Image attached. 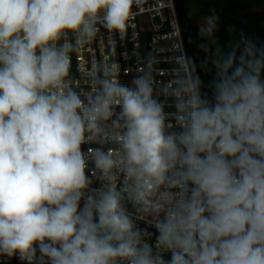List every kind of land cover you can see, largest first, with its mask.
Instances as JSON below:
<instances>
[{
    "label": "clouds",
    "instance_id": "1",
    "mask_svg": "<svg viewBox=\"0 0 264 264\" xmlns=\"http://www.w3.org/2000/svg\"><path fill=\"white\" fill-rule=\"evenodd\" d=\"M143 3L0 0V255L27 264H264V50L218 48L209 98L194 70L180 74L195 63L179 49L178 130H169L151 72L128 86L104 66L87 102L68 86L74 45L59 41L90 39L98 23L123 35ZM217 19L200 33L212 36ZM117 106L119 131L106 133ZM105 136L119 161L104 147L83 150ZM89 155L103 179L118 172L131 182L124 191L139 212H163L155 248L124 192L90 187Z\"/></svg>",
    "mask_w": 264,
    "mask_h": 264
},
{
    "label": "built area",
    "instance_id": "2",
    "mask_svg": "<svg viewBox=\"0 0 264 264\" xmlns=\"http://www.w3.org/2000/svg\"><path fill=\"white\" fill-rule=\"evenodd\" d=\"M148 1V0H144ZM167 9L168 18L171 26V31L167 32H151L150 33V51L151 52H170L174 50L183 49L186 56L187 51L180 27V22L175 6L174 0H156L148 3H143L139 7L136 5L132 8V15L129 20V27L126 33L121 35L118 33L119 46L123 64V70L125 74H142L144 72L142 55L140 50L137 26L135 14H137L138 26L140 30H163L167 26V17L165 9ZM96 41L100 59L101 69L104 66L111 68L115 65L113 74H120L122 72L116 33L115 31H109L102 23L96 25ZM76 58H77V75L78 76H93L97 74V57L94 37L86 39L80 42L77 34L73 33ZM67 40L70 43V33L68 36L63 37L59 43H64ZM179 46V48L177 47ZM180 54V51L169 53V54H152L146 58L145 68L151 74H177L179 68L176 63V57ZM70 57V50H69ZM191 70L188 68L180 70V74H186ZM136 76H115L121 83L128 86H133L132 81ZM177 76H152L153 80V95L154 96H173L172 92L176 87L175 80ZM68 86L74 91L81 95V98L88 97L96 89V84L92 78H66ZM165 105L164 111L167 114V118H177V109L175 106V98H159ZM87 102V100H85ZM119 107L114 108V116L119 113ZM113 120L104 121L102 127L106 133L115 134L119 129H114ZM166 123H171V130H178V120H166ZM104 140L108 139L106 136L102 137ZM99 137H93L87 141H98ZM95 147H85L83 150L87 153ZM115 159L119 161L120 149L119 146H108L105 147ZM115 171V170H114ZM86 174L92 181L90 187H94L96 179L98 177V170L95 168L93 158L88 156V163L86 168ZM121 174L116 173L112 180H105L99 176L95 188H103L105 185H110L119 191L124 192L125 195V206L128 212L132 215L135 223L145 230L144 240L149 245L155 235L153 229L143 226L139 223L155 228L158 215L162 218L163 212L158 215L156 213L145 214L137 210V206L134 205L128 199V192H125V187L128 186L130 190V181L122 175L119 186L117 188L118 181ZM175 191V190H173ZM83 206V201H81ZM156 229V228H155ZM156 247V237L152 245ZM169 256V255H167ZM166 256V257H167ZM14 260V256L0 255V262H11ZM16 262H27L23 261L16 255ZM10 264V263H0ZM27 264V263H26Z\"/></svg>",
    "mask_w": 264,
    "mask_h": 264
},
{
    "label": "water",
    "instance_id": "3",
    "mask_svg": "<svg viewBox=\"0 0 264 264\" xmlns=\"http://www.w3.org/2000/svg\"><path fill=\"white\" fill-rule=\"evenodd\" d=\"M156 0H148L144 1V3L152 2ZM179 22H180V27L187 51L188 57H191L192 60L194 61L195 64L197 63H206L211 67L212 70V75L213 79L215 78L216 74V69L213 66L212 63V57L214 56L212 52L209 50L207 46V36H203L200 33V27L191 19L189 16L185 3L186 0H174ZM135 6V4L133 5ZM166 17H167V26L163 30H140L138 26V20H137V14H135V19H136V26H137V32H138V38H139V44H140V50H141V55H142V62H143V68L144 72H148L145 68V61L146 58L149 55L152 54H169L173 52H177L179 50H174L170 52H151L150 51V33L151 32H167L171 31V26L168 18V13L166 7H164ZM116 33V39H117V45H118V51H119V57H120V63H121V69L122 72L120 74H114V76H138L142 74H125L123 70V64H122V58H121V52H120V46H119V39H118V33ZM94 42H95V49H96V57H97V74H100L101 70V65H100V59H99V53H98V47H97V41H96V35L94 36ZM70 44L74 45V48L70 49V68H69V76L67 78H92L93 76H78L77 75V58H76V50H75V44H74V38H73V33H70ZM201 45H206L208 51L206 52L201 48ZM191 70L192 67L190 66ZM202 69L196 70V72H200ZM152 76H177V74H152ZM213 81V80H212ZM210 83L203 85V91L208 95L209 98H211V88L208 87ZM158 98H174V96H156ZM83 100H87V97L82 98ZM116 118H111L109 120H115ZM166 120H177V118H167ZM108 147V146H119L118 143L115 140H104L102 137H99L98 141H86L83 145L82 148L84 149L85 147ZM122 174L120 176V179L117 184V188L119 186L120 180H121ZM99 179V175L96 179L95 185L93 188L96 187L97 181ZM175 190V189H173ZM143 226H146L150 229H153L155 232V235L152 239L151 246L153 245V242L156 237V232L157 230L155 228L149 227L147 225H144L142 223H139ZM170 255V254H166ZM0 263H10V264H26L27 262H16V255H14V260L11 262H0Z\"/></svg>",
    "mask_w": 264,
    "mask_h": 264
},
{
    "label": "trees",
    "instance_id": "4",
    "mask_svg": "<svg viewBox=\"0 0 264 264\" xmlns=\"http://www.w3.org/2000/svg\"><path fill=\"white\" fill-rule=\"evenodd\" d=\"M185 7L193 21L194 14L199 15L201 19L211 16L218 18L224 34L221 42L217 41L214 32L212 36H207V46L214 56L218 54V48L223 54H227L235 46H238V55L245 39L253 41L256 49L264 50V10L249 13L242 20L236 16L234 11L238 7L264 9V0H186ZM203 67L204 73L199 77L204 85L213 80V75L211 67L207 65ZM193 70L196 73V66ZM262 79H264V74H262Z\"/></svg>",
    "mask_w": 264,
    "mask_h": 264
},
{
    "label": "flooded vegetation",
    "instance_id": "5",
    "mask_svg": "<svg viewBox=\"0 0 264 264\" xmlns=\"http://www.w3.org/2000/svg\"><path fill=\"white\" fill-rule=\"evenodd\" d=\"M262 10H264V9H261V8L254 9V8H242V7H238V8H235L234 11H235L236 16L239 17L240 20H242V19H244L249 13H253V12H255V11H262ZM240 12H242V14H243L242 16L240 15ZM207 18H208V17H205L204 19H201V18L199 17V15L194 14V21H195V23H196L200 28H202L201 23H202L203 21H205ZM218 22H219V21L216 20V27H215V29H214V34H215V37H216L217 41L220 43L221 40H222V38H223V36H224V34H223V31H222V27H221V25H220V22H219V24H218ZM207 39H208V37H207ZM247 44H251V45H253L254 47L256 46V44H255L253 41H248V40L245 39V43H244L243 47L239 50V52H238V56H239L240 52H242V51L244 50V48H245V46H246ZM221 50H223V48H221ZM199 64H202V65H199ZM203 65H207V66H209V65L206 64V63H197V64H195L197 70H198V69H202V71H200V72H196V74L199 75V76H201V75L204 73V67H203ZM209 67H210V66H209ZM211 82H212V81H208L206 84L211 83ZM206 84H204V85H206Z\"/></svg>",
    "mask_w": 264,
    "mask_h": 264
},
{
    "label": "rangeland",
    "instance_id": "6",
    "mask_svg": "<svg viewBox=\"0 0 264 264\" xmlns=\"http://www.w3.org/2000/svg\"><path fill=\"white\" fill-rule=\"evenodd\" d=\"M240 15H241V16L243 15L242 12H240ZM205 21H206V20H205ZM205 21H203V22L201 23V26H202V27L204 26Z\"/></svg>",
    "mask_w": 264,
    "mask_h": 264
}]
</instances>
